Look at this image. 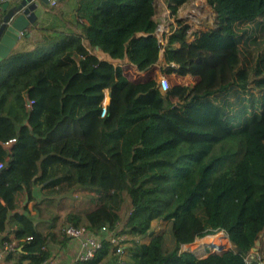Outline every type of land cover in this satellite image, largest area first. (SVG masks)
Segmentation results:
<instances>
[{
  "label": "trees",
  "instance_id": "obj_1",
  "mask_svg": "<svg viewBox=\"0 0 264 264\" xmlns=\"http://www.w3.org/2000/svg\"><path fill=\"white\" fill-rule=\"evenodd\" d=\"M186 1L164 0L171 12ZM206 1L216 25H182L167 36L178 46L166 49L155 0H76L74 30L0 60V233L17 241L5 261L41 264L68 238L15 211L19 193L30 198L40 185L56 197L96 196L63 220L102 239L77 264H264V0ZM85 41L127 62L100 59ZM113 192L130 197L123 218L103 203ZM218 232L231 248L181 249Z\"/></svg>",
  "mask_w": 264,
  "mask_h": 264
},
{
  "label": "crops",
  "instance_id": "obj_2",
  "mask_svg": "<svg viewBox=\"0 0 264 264\" xmlns=\"http://www.w3.org/2000/svg\"><path fill=\"white\" fill-rule=\"evenodd\" d=\"M51 1V0H50ZM76 0H58L55 4H42L36 11L37 20L29 26L27 34L20 35V39L10 49L9 54L21 46H31L33 41L40 39L45 33H55L56 31H65L68 29L74 30L73 24V10ZM8 3L7 9L13 6L17 0H6ZM74 2V3H73ZM73 3V5H72ZM72 5V6H71ZM58 11H57V10ZM59 12V13H58ZM4 14V11H3ZM157 13L155 14L156 17ZM87 49L91 53H95L98 58L112 62L114 65L127 62V60L112 59L107 53L92 49L85 41ZM178 44L164 46L166 49L175 48ZM160 62H163L162 54L160 53ZM68 196V195H67ZM71 196V195H70ZM64 195L56 197L48 193V189L42 188L40 185H33L30 189V198L26 190H23L16 198L15 211L20 213L29 212L30 217L33 219L36 227L42 233L49 231H58V220L54 222L52 217L59 216L62 218V210L65 206L62 203ZM62 200V201H61ZM39 203V204H38ZM50 207L54 209V212H50ZM51 209V210H52ZM70 212V211H69ZM13 212H10L12 214ZM10 230V226H7L6 231ZM1 235V233H0ZM50 258L47 264H74L75 259L80 251L79 241L73 238H67L65 244L59 243L50 244ZM0 264H15L13 259H5ZM25 264V262H23Z\"/></svg>",
  "mask_w": 264,
  "mask_h": 264
},
{
  "label": "rangeland",
  "instance_id": "obj_3",
  "mask_svg": "<svg viewBox=\"0 0 264 264\" xmlns=\"http://www.w3.org/2000/svg\"><path fill=\"white\" fill-rule=\"evenodd\" d=\"M155 5L157 13L155 18L158 22L157 28H160V30H157L156 32L161 33L163 37V46H167V36L170 34V32L175 31L182 25H188L190 27V31L207 30L213 28L216 25V13L206 0H187L182 5H180L175 12H171L164 0H155ZM161 28H165V30ZM75 193H77L75 196H70V193H68L64 195V199H62L64 201L61 200L65 205L63 209H61L62 218H59V216L56 218L52 217V219L54 218V222L58 220V231H60L61 234L63 233L62 227L64 225L62 224L66 213L69 211L82 212L86 209L94 207L97 204V201L93 200V197L96 198V196L89 193L88 191L79 189L78 192ZM103 203L110 207L121 218L126 216L131 207L130 197L126 192H113L108 197L103 199ZM49 209L51 213L54 212L52 207ZM151 227L154 229L157 227H164V222L153 221ZM223 234L224 236L220 238V241L213 245H208L209 243L205 242L202 237L200 239H196L192 243L182 245L181 249L193 251L197 255H205L208 252L231 248V242L224 232ZM261 239L264 243V234H262ZM250 253L253 254L255 251L252 250ZM120 256L124 259V252L121 253Z\"/></svg>",
  "mask_w": 264,
  "mask_h": 264
},
{
  "label": "built area",
  "instance_id": "obj_4",
  "mask_svg": "<svg viewBox=\"0 0 264 264\" xmlns=\"http://www.w3.org/2000/svg\"><path fill=\"white\" fill-rule=\"evenodd\" d=\"M6 0H0V26L3 23V9L2 5ZM50 4H55L54 0L50 1ZM159 31L160 28L156 29V31ZM165 30V28L163 29ZM157 33V32H156ZM172 32H170L171 34ZM22 35V34H21ZM161 37V42L163 44V37L161 33H157ZM21 36H18L17 41L20 39ZM116 83L119 84L120 80L116 79ZM159 86L162 91H166L168 88V79L164 75L160 76L159 80ZM109 103V93L108 89L104 90V95L101 101V116L105 115L107 105ZM15 139L10 140L9 142H13ZM9 142H6L9 143ZM4 163L3 161H0V170L2 169ZM71 195H77V193L73 192ZM63 234L67 236L68 238L77 239L79 241L80 251L75 259L74 264H77V261L79 260H89L92 259L97 252V250L102 245V239L97 236L93 231L87 229L85 226H74V225H67L63 228ZM120 239V238H119ZM112 242H115L117 239L115 237H111L110 239ZM17 246V241L13 238H4L3 235H0V262H2L6 255L15 249ZM118 253L122 251L121 245L116 249ZM258 254V253H256ZM250 255H252L250 253ZM257 260L260 261L259 254L257 255ZM246 262H250V259L248 257L245 258ZM41 264H47V261L42 262Z\"/></svg>",
  "mask_w": 264,
  "mask_h": 264
},
{
  "label": "water",
  "instance_id": "obj_5",
  "mask_svg": "<svg viewBox=\"0 0 264 264\" xmlns=\"http://www.w3.org/2000/svg\"><path fill=\"white\" fill-rule=\"evenodd\" d=\"M58 1V0H54ZM50 0H17V2L7 9V2H4L2 9L3 23L0 26V60L5 58L10 49L15 45L18 36L27 34L29 26L33 25L37 20L36 11L42 4H49ZM161 42V37L158 35ZM95 50L99 51V47L95 46ZM30 103L29 98H26ZM11 144H5L9 147ZM226 235V234H225ZM260 245V239L256 240L253 251H257Z\"/></svg>",
  "mask_w": 264,
  "mask_h": 264
},
{
  "label": "bare ground",
  "instance_id": "obj_6",
  "mask_svg": "<svg viewBox=\"0 0 264 264\" xmlns=\"http://www.w3.org/2000/svg\"><path fill=\"white\" fill-rule=\"evenodd\" d=\"M163 29V28H161ZM224 236L223 232H218L217 234L214 235H207L205 237H203V240L207 243H209L208 245H213L216 241L220 240V238H222ZM209 247V246H208Z\"/></svg>",
  "mask_w": 264,
  "mask_h": 264
}]
</instances>
